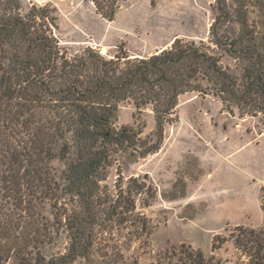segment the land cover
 I'll return each mask as SVG.
<instances>
[{
  "label": "trees",
  "instance_id": "16d2710c",
  "mask_svg": "<svg viewBox=\"0 0 264 264\" xmlns=\"http://www.w3.org/2000/svg\"><path fill=\"white\" fill-rule=\"evenodd\" d=\"M93 2L104 18L114 19V9ZM22 8L21 0H0V204L13 201L22 213L15 219L0 211V264L12 258L18 264H95L99 257L120 264L102 253L104 243L131 221L145 230L147 223L135 215L136 197L155 194L137 179L126 190L116 185L115 197L109 194V169L119 154L157 153L165 125L187 93L212 95L227 109L264 116V0H215L207 42L176 38L143 59L109 58L89 47L73 52L54 35V9L34 5L22 14ZM224 58L235 65L223 66ZM127 101L135 104L136 122L117 128V112ZM147 109L155 116L153 140L141 138ZM55 160L65 166L59 182L52 176ZM58 190L76 208L57 215L67 232L66 252L46 259L43 248L52 233L30 202L49 192L52 200ZM262 199L264 210V187ZM242 231L243 244L237 245L247 249L250 264H264V229ZM215 241L213 249H220ZM180 253L171 264L214 260L201 251Z\"/></svg>",
  "mask_w": 264,
  "mask_h": 264
},
{
  "label": "rangeland",
  "instance_id": "374dc122",
  "mask_svg": "<svg viewBox=\"0 0 264 264\" xmlns=\"http://www.w3.org/2000/svg\"><path fill=\"white\" fill-rule=\"evenodd\" d=\"M93 1L21 0L22 14L34 5L54 9V35L62 45L76 53L93 48L109 58L127 54L143 59L170 48L176 38L196 43L209 39L215 0H99L105 11H116L113 20L104 18ZM222 64L233 67L235 62L224 58ZM136 112L133 101L122 103L116 127L134 125ZM142 118L147 127L141 138L153 140V111L145 110ZM52 168L59 182L64 162L55 160ZM131 179L155 194L136 197L135 215L146 228L132 221L116 228L113 239L104 243L106 258L115 257L120 264H171L184 249L214 257L211 264H250L247 249L237 243L243 244L241 229H264V116L227 109L212 95L184 94L165 125L157 153L119 154L109 169V194L115 197L119 184L126 190ZM56 192L52 200L49 192V197L44 194L30 202L31 212L52 233V243L43 248L46 259L66 252L67 232L57 215L61 218L76 208L62 191ZM4 201L1 213L20 219L21 210L13 201ZM214 238L220 249H213ZM102 262L99 257L95 264H106ZM7 264L18 261L12 258ZM77 264L88 263L80 259Z\"/></svg>",
  "mask_w": 264,
  "mask_h": 264
}]
</instances>
